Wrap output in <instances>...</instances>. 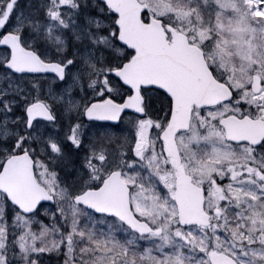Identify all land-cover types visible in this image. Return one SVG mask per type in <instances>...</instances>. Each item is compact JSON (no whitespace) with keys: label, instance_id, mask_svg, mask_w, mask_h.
<instances>
[{"label":"snow or ice","instance_id":"6c2138e0","mask_svg":"<svg viewBox=\"0 0 264 264\" xmlns=\"http://www.w3.org/2000/svg\"><path fill=\"white\" fill-rule=\"evenodd\" d=\"M52 255L264 264V0H0V264Z\"/></svg>","mask_w":264,"mask_h":264},{"label":"rangeland","instance_id":"374dc122","mask_svg":"<svg viewBox=\"0 0 264 264\" xmlns=\"http://www.w3.org/2000/svg\"><path fill=\"white\" fill-rule=\"evenodd\" d=\"M60 259L62 260L63 257L61 256ZM51 261H52V264H57V258H56L55 255H52V256H51Z\"/></svg>","mask_w":264,"mask_h":264}]
</instances>
